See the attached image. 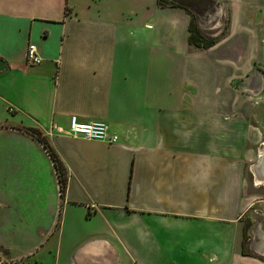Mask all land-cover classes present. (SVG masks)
Returning a JSON list of instances; mask_svg holds the SVG:
<instances>
[{
    "label": "crops",
    "instance_id": "crops-1",
    "mask_svg": "<svg viewBox=\"0 0 264 264\" xmlns=\"http://www.w3.org/2000/svg\"><path fill=\"white\" fill-rule=\"evenodd\" d=\"M157 1L0 0V264H264V0L203 50Z\"/></svg>",
    "mask_w": 264,
    "mask_h": 264
},
{
    "label": "rangeland",
    "instance_id": "rangeland-1",
    "mask_svg": "<svg viewBox=\"0 0 264 264\" xmlns=\"http://www.w3.org/2000/svg\"><path fill=\"white\" fill-rule=\"evenodd\" d=\"M165 0L166 6L171 7H179L183 6L184 9H187L190 13V20L193 22L194 25H197L199 30L209 38L219 40L226 34V23H227V13L224 8L225 0ZM158 5V1H157ZM159 6V5H158ZM226 6V5H225ZM140 11V10H138ZM194 49V48H191ZM37 139L41 141L43 146L47 149V152L50 153L54 152L51 148V145L45 140L39 133L35 131H31ZM55 153V152H54ZM50 155V154H49ZM63 174H61L62 177ZM61 192V189H60ZM251 216V215H249ZM248 215L244 218L245 225L244 229L247 227L249 229V225H251V219ZM249 218V219H248ZM39 256L36 257L38 259ZM33 259V258H32ZM46 264L50 263L49 256H41ZM4 264H33L31 261H10Z\"/></svg>",
    "mask_w": 264,
    "mask_h": 264
},
{
    "label": "built area",
    "instance_id": "built-area-1",
    "mask_svg": "<svg viewBox=\"0 0 264 264\" xmlns=\"http://www.w3.org/2000/svg\"><path fill=\"white\" fill-rule=\"evenodd\" d=\"M26 62L30 66L39 65L42 62V58L34 45L30 44L27 47ZM58 133L74 138L99 141L105 144H114L119 140L118 136L111 132L105 123L99 121L82 123L78 122L74 116L70 117L68 129H58Z\"/></svg>",
    "mask_w": 264,
    "mask_h": 264
},
{
    "label": "trees",
    "instance_id": "trees-1",
    "mask_svg": "<svg viewBox=\"0 0 264 264\" xmlns=\"http://www.w3.org/2000/svg\"><path fill=\"white\" fill-rule=\"evenodd\" d=\"M164 2H165V0H158L159 7H166ZM185 10L188 12L187 9H185ZM188 31H189L188 45L190 48H194L197 50L208 49V48L212 47L217 42V40L209 38L208 36L204 35L199 30L197 25H194L191 20L189 23ZM49 152H50L49 154L51 156V159L54 163V166H55V168L58 172V175H59V183H60V189H61V194H62L64 192L65 181H66L64 175H62V177H61V174H63L64 167H63L61 161L56 156V154L54 152H51V151H49ZM246 231H247V227L244 229L243 245H244V241L246 240ZM243 253H245L244 249H243Z\"/></svg>",
    "mask_w": 264,
    "mask_h": 264
}]
</instances>
